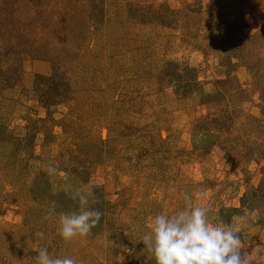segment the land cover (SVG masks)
Listing matches in <instances>:
<instances>
[{
  "label": "rangeland",
  "instance_id": "1",
  "mask_svg": "<svg viewBox=\"0 0 264 264\" xmlns=\"http://www.w3.org/2000/svg\"><path fill=\"white\" fill-rule=\"evenodd\" d=\"M65 185L102 212L71 241ZM184 194L264 264V0H0V264H155Z\"/></svg>",
  "mask_w": 264,
  "mask_h": 264
},
{
  "label": "clouds",
  "instance_id": "2",
  "mask_svg": "<svg viewBox=\"0 0 264 264\" xmlns=\"http://www.w3.org/2000/svg\"><path fill=\"white\" fill-rule=\"evenodd\" d=\"M65 193L78 204V209L61 214L59 235L65 241L85 237L102 218V212L89 206L85 189L65 185ZM183 209L171 214L154 215L143 244L155 259V264H250L249 255L241 248L240 229L231 224L214 222L206 206L191 203L184 194ZM38 239L44 233H36ZM36 264H76L71 256H55L47 247L40 248Z\"/></svg>",
  "mask_w": 264,
  "mask_h": 264
},
{
  "label": "trees",
  "instance_id": "3",
  "mask_svg": "<svg viewBox=\"0 0 264 264\" xmlns=\"http://www.w3.org/2000/svg\"><path fill=\"white\" fill-rule=\"evenodd\" d=\"M11 52L7 51L4 58L9 57ZM42 82L45 84V88H42ZM63 82L61 77L50 76V77H38L36 81V92L41 98V105L45 108L52 106H58L60 100L64 97V93L60 90V83ZM47 191V190H45ZM60 197V196H59Z\"/></svg>",
  "mask_w": 264,
  "mask_h": 264
}]
</instances>
